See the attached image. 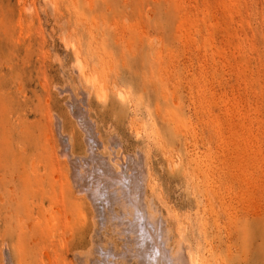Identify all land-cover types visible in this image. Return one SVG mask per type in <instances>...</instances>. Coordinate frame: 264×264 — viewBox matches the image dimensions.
<instances>
[{
	"label": "rangeland",
	"instance_id": "rangeland-1",
	"mask_svg": "<svg viewBox=\"0 0 264 264\" xmlns=\"http://www.w3.org/2000/svg\"><path fill=\"white\" fill-rule=\"evenodd\" d=\"M67 104L103 152L147 162L128 202L161 219L162 248L264 264V0H0V264H138L126 210L97 218L72 188L54 116L86 147Z\"/></svg>",
	"mask_w": 264,
	"mask_h": 264
},
{
	"label": "bare ground",
	"instance_id": "bare-ground-1",
	"mask_svg": "<svg viewBox=\"0 0 264 264\" xmlns=\"http://www.w3.org/2000/svg\"><path fill=\"white\" fill-rule=\"evenodd\" d=\"M59 42L62 45L64 50H67L70 47L65 42L63 37L59 39ZM80 65H81V63H80ZM80 65L77 64L73 68H74L76 74L79 76V78L80 77L83 78L87 75H85V71H84L85 68L83 69V67ZM87 82H88V80H87ZM90 83L92 84V81ZM57 90H58V88H57ZM66 91H68V90H66ZM70 92H71V90H70ZM71 97H70V99H71ZM80 98H82V97H80ZM77 99H78V97H77ZM81 100H78V101H81ZM68 101H69V99H68ZM73 101H72V103H74ZM74 105H75V103H74ZM74 105L67 104V108L69 110V113L71 114V117L74 119L77 128L80 130V132L82 133V135L84 137L83 139H84V144L86 147L85 148L86 154L83 157L79 158V157L73 156L70 153V143L68 141V138L66 137V134H63V132H62L60 119L56 116H54V121H55L54 123H55V129H56V134H57L58 140H59V142H61L60 149H63V152L60 153L62 156L60 155V157L63 158V154L65 155L67 153L66 154L67 156H64V157H67L66 161L69 165L68 168L70 170V177L72 178L71 183H73L72 188H74V190H76L75 191L76 194H81V196L83 194L86 197V201L87 200L90 201V203L93 205V206H91V208H93V207L95 208L94 210L97 213V218L99 216H102V218H105L104 214L106 213V209H109L108 204H110V203L112 204V206H113V204H116V205L118 204L121 207V210L127 211V212L124 211L125 213L122 211V213H124V214H122L121 216H124L125 218H122L119 216L116 217L117 215L114 213V215H116L114 217L117 219L116 222L118 225H120V226L116 225V227L118 226L120 228L122 226V228L120 229V231H121L120 233L122 234L121 236L124 237V238L123 237L122 238L126 243V247L128 246V244H130V246L131 245L133 246L131 250H134L133 252L132 251L129 252L127 250L126 253L127 252H129L130 254L132 253L131 258H133V260H134V258H135V260L138 259L137 260L139 262L138 264H140V263L143 264L145 262L144 254H146V252L148 255L146 257H149L155 251H158V252H156V253H158V255H156L157 256L156 259L154 258V260L153 259L152 260H153V263L156 262V260H157L156 264H197L196 260L192 256V253L188 249L190 247L186 246L185 242L180 243L181 245L178 244L179 247H177V251L174 249L176 251V253H174V250H173V252L170 251L171 248H169V246L165 247V245L163 243V242H165V244H166L168 236H163V239H164V237H166V240L161 242V243H163V248L164 247L165 248L163 249L161 247V244L159 245V242H158L159 239L158 238H159V236L162 237V235H161L162 233L165 232L164 234H166V231L162 232L161 227H160L161 224H159L160 226L157 225V223L159 222V220L161 221V219L158 218L159 220L156 223L155 221L157 219L155 218L154 219L155 221L153 220V218L155 216H153L151 213L146 214L147 213L145 210V209H147V207H145L146 203L143 204L145 209L142 208V204H140V207L142 209H144L145 211L141 209L140 211H142V213L139 211L141 215L138 216V218L134 217V214H136V216H137L138 213L133 212L132 208H133V210H135L136 206L137 205L139 206V203H140L139 200L142 198V195H138V196L136 195L137 197H140L138 199L135 196V194L138 193L137 190L140 187V183L143 185V187L141 186L142 189L144 188L145 181H144V183H142V182H140V180H142L141 179L142 173L144 174V172L145 173L148 172V171L146 172V170H147L146 169V163L147 162H145L143 156L139 154V155H137L138 156L137 159L131 155L125 156L119 152L120 150L118 151V147H117L118 144H117V146H114V144H110L109 146H105V148L107 147L106 148L107 152H103V151H105V149L102 146H100V143H102V142L98 141L100 139V138L98 139L99 135L97 134V132L92 131L93 127H91V125H90L92 122L89 124L88 123V122H90L89 119L87 118L88 122L85 120V114L86 113H85L84 108H83V110H80L81 107L80 108H79V106L75 107ZM81 105H83V103ZM82 107H84V106H82ZM109 142H112V141H109ZM144 175H146V174H144ZM142 178H144V176ZM145 179H146V177L143 180H145ZM133 190H136V192H134ZM139 190H141V189H139ZM129 191L130 192L132 191V194H129ZM142 193L140 192V194H142ZM130 195L135 196L137 198L136 200H138V202L136 203L137 205H135V203H134L135 201L133 202L134 203L133 206L135 207V209H134V207H132V203H131V206L129 205L130 200L133 199L132 198L133 196L131 197ZM143 195H145V193ZM130 197H131V199H130ZM135 197H134V200H135ZM128 199H130L129 202H128ZM110 205H109V207H110ZM116 205H114V206H116ZM138 206H137V208H139ZM120 207H119V210H120ZM128 207H131L130 211H129ZM107 211H110V210H107ZM131 211L134 213L133 215L131 214L132 213ZM107 214H108V212H107ZM149 215L151 217H149ZM111 216L109 218H111ZM128 216L130 218H131V216H133L134 218L132 217V220H131L128 218ZM140 218L142 219V221H137L138 219L140 220ZM109 221L110 220H108V222ZM101 222H104V221H101ZM113 223H115V222L113 221ZM96 224L97 223H95V225ZM162 228H163V226H162ZM118 235H120V234H118ZM96 237H98V236H96ZM122 238H120V239L122 240ZM182 238L183 237H180V239H182ZM161 241H162V239H161ZM168 242H169V240L167 241V244H168ZM179 242H181V241H179ZM120 246H121L120 248H123L122 245H120ZM149 247H151V248L154 247V248H156V250L154 252H152L153 249L150 250L151 249L150 248L149 251H146V249H148ZM167 248H169L168 251H170V252L167 251L168 254H166L167 252L165 251ZM104 249H102V250H104ZM106 249L104 251H106ZM127 249H129V246L127 247ZM102 250H100V251H102ZM122 250L124 251L125 248H123ZM115 251L117 252L116 249H115ZM119 251H121V250H119ZM92 252H93V250H92ZM111 252H112V250H111ZM148 252H149V254H148ZM123 253H125V251ZM169 253H171V254H169ZM90 254H91V252H90ZM100 254H99V256H100ZM75 257H77V256H75ZM113 257H114V255H113ZM128 257H130V256H128ZM102 258L104 259V255ZM118 258H119V256H118ZM128 259H130V258H128ZM148 260H149V258H148ZM96 261H95V263H96ZM116 261L119 263V260H116ZM146 261H147V259H146ZM99 262H101V261H99ZM106 262H107V260H106ZM147 262H149V261H147ZM10 263L11 262H9V264ZM124 264H125V262H124ZM144 264H147V263H144Z\"/></svg>",
	"mask_w": 264,
	"mask_h": 264
}]
</instances>
